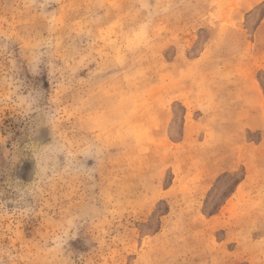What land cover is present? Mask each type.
Wrapping results in <instances>:
<instances>
[{
  "label": "rangeland",
  "instance_id": "1",
  "mask_svg": "<svg viewBox=\"0 0 264 264\" xmlns=\"http://www.w3.org/2000/svg\"><path fill=\"white\" fill-rule=\"evenodd\" d=\"M0 264H264V0H0Z\"/></svg>",
  "mask_w": 264,
  "mask_h": 264
}]
</instances>
